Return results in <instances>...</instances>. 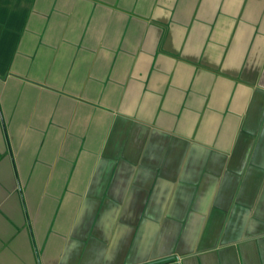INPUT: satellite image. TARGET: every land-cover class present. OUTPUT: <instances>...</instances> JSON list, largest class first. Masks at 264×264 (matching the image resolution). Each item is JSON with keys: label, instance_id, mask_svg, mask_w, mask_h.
<instances>
[{"label": "crops", "instance_id": "1", "mask_svg": "<svg viewBox=\"0 0 264 264\" xmlns=\"http://www.w3.org/2000/svg\"><path fill=\"white\" fill-rule=\"evenodd\" d=\"M0 264H264V0H0Z\"/></svg>", "mask_w": 264, "mask_h": 264}]
</instances>
